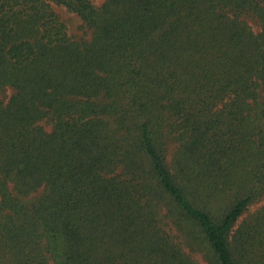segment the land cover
<instances>
[{
	"label": "trees",
	"instance_id": "1",
	"mask_svg": "<svg viewBox=\"0 0 264 264\" xmlns=\"http://www.w3.org/2000/svg\"><path fill=\"white\" fill-rule=\"evenodd\" d=\"M263 191L264 0H0V264H264Z\"/></svg>",
	"mask_w": 264,
	"mask_h": 264
},
{
	"label": "rangeland",
	"instance_id": "2",
	"mask_svg": "<svg viewBox=\"0 0 264 264\" xmlns=\"http://www.w3.org/2000/svg\"><path fill=\"white\" fill-rule=\"evenodd\" d=\"M92 4L99 8L104 3V0H90ZM53 10L59 15L60 19L64 22L67 33L71 37L72 40L77 42L90 41L92 39V30L83 22L80 16L74 11L68 9L64 5L52 4ZM250 25H252L254 31L259 30V25L256 20L251 18L246 19ZM12 93V89L8 88L5 92V96L8 97ZM46 130L51 129V125L45 121L39 122ZM166 133V130H165ZM164 142V149L166 155V161L171 162L173 153L176 149L177 142L172 139H165V135L162 137ZM36 195L32 194L30 197H34ZM37 196V195H36ZM35 196V197H36ZM264 205V191L261 196L253 203H251L243 215L238 219L237 224L246 218L250 217L253 213L257 212ZM237 224L234 228L237 227ZM185 251L189 253V255L198 263V264H207V262L203 259L202 253L200 251H191L188 248H184Z\"/></svg>",
	"mask_w": 264,
	"mask_h": 264
}]
</instances>
